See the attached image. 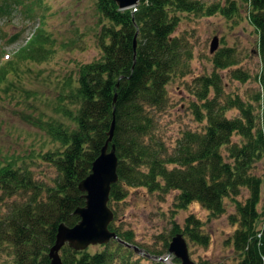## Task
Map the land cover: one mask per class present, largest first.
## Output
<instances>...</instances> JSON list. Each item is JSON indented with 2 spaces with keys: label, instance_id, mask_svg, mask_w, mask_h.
<instances>
[{
  "label": "trees",
  "instance_id": "trees-1",
  "mask_svg": "<svg viewBox=\"0 0 264 264\" xmlns=\"http://www.w3.org/2000/svg\"><path fill=\"white\" fill-rule=\"evenodd\" d=\"M242 1L249 9L250 25L258 34L256 53L263 64L259 75L263 96H257L262 111L260 124L255 121L252 107L240 98L220 104L224 90L219 71L239 64L236 52L222 49L214 55L212 75L202 76L196 83L195 95L200 104L193 105L194 114L199 122L207 119L205 132L186 131L170 150L154 131L156 113L168 106L167 86L174 76L191 73V44L183 35H175L182 21L180 14L211 17L221 13L231 20L239 14V6L235 1L225 6H206L201 0H141L137 9L121 10L115 0H96L97 10L109 22L99 34L101 57L82 65L75 85L64 86L57 97L64 107L61 112L77 127L70 132L61 124L47 128L48 134L65 147L42 156L60 174L55 185L44 187L29 170L15 168L13 162L0 163V248L10 247L14 264H51L49 251L60 224L73 227L80 221L75 211L84 207L86 200L79 183L90 175L108 142L114 120L109 149L116 145L119 182L112 185L110 208L113 202L127 199L131 189L142 188L152 194L174 191L178 193L176 210H187L198 203L210 219H217L226 213L224 199L231 198L236 214L229 219L237 229L229 243L238 261L219 264H264V224L257 230L264 179L251 173L254 162L264 155V0ZM20 2L2 0L0 17L11 13L14 5L18 8ZM52 47L53 40L45 29L36 30L22 49L0 62V86L10 72L20 75L22 63H41L50 58ZM232 75L242 82L250 79L240 70ZM67 105L76 107L75 111ZM232 108L239 109L242 117L228 118L226 113ZM234 134L245 139L242 145L232 143ZM223 148L228 150L232 163L225 161ZM244 188L249 194L243 203L237 197ZM110 229L123 242L137 246L132 230L117 227L115 221ZM179 233L199 245L210 244L202 220L194 215L186 219L183 230L173 225L172 238ZM113 242L114 248L103 246L102 252L95 253L66 245L60 255L65 264H112L119 254L132 252L118 240ZM169 245L167 242L164 252L147 251L163 257ZM121 255L125 257L121 264H140L131 260V253ZM155 264L165 263L160 260ZM174 264L182 263L176 258Z\"/></svg>",
  "mask_w": 264,
  "mask_h": 264
},
{
  "label": "rangeland",
  "instance_id": "rangeland-1",
  "mask_svg": "<svg viewBox=\"0 0 264 264\" xmlns=\"http://www.w3.org/2000/svg\"><path fill=\"white\" fill-rule=\"evenodd\" d=\"M201 1L206 6H225L235 1L240 10L231 20L221 13L211 17L180 14L182 21L175 35H183L191 44V73L174 76L167 86L168 106L164 111L156 113L154 131L170 150L177 146L186 131L205 132L207 119L199 122L194 114L193 105L200 104L195 95L196 83L198 78L212 75L215 70L214 55L222 49L236 52L239 64L219 71L224 90L220 104L240 98L246 106L252 107L258 126L261 120V102L257 96H263L259 82L263 64L256 53L258 34L250 25L247 5L242 0ZM19 4L18 8L17 4L12 7L11 13L0 17V62L22 49L40 28L45 29L52 38L53 52L44 62L22 63L20 75L16 77L10 72L5 76V83L0 86V163L5 165L13 162L15 168L29 170L34 180L44 187H53L60 174L53 164L43 161L42 156L49 152L58 153L65 147L48 134L47 128L50 124H61L63 129L70 132L77 127L70 117H65L61 112L64 107L59 104L57 97L64 86L66 89L69 85H75L82 65L100 59L99 34L103 26H109V22L97 10L96 0H21ZM216 37L219 49L213 54L211 46ZM234 70L248 74L250 79L246 82L234 79ZM213 94L210 98H213ZM67 107L72 111L76 108L70 105ZM226 116L234 119L242 117V114L239 109L232 108ZM244 141L240 135L234 134L232 137V143L242 145ZM222 154L225 161L232 163L226 148L222 149ZM251 173L264 179V155L254 162ZM248 194L244 188L237 200L244 203ZM177 195L174 191L169 194H152L142 188L131 189L127 199L111 204L116 226L132 230L137 247L142 251L137 253L131 249L132 252L121 254L131 253V260L140 264H155L160 261L159 258L165 264H174L176 258L169 254V249L163 257L153 256L148 251L164 252L166 243L172 241L173 225L176 223L183 230L186 219L194 215L202 220L203 233L209 236L210 244L199 245L184 235L193 261L197 264L236 263L238 256L229 243L237 229V225L229 219L236 214L231 198L224 199L226 213L220 218L210 219L209 213L198 203L192 204L187 210H176ZM263 207L262 187L258 231L264 224ZM108 245L111 249L116 246L113 241ZM89 249L95 253L102 252L104 247L92 246ZM121 254L112 264L122 263L125 257ZM0 264H14L10 247L0 248Z\"/></svg>",
  "mask_w": 264,
  "mask_h": 264
},
{
  "label": "water",
  "instance_id": "water-1",
  "mask_svg": "<svg viewBox=\"0 0 264 264\" xmlns=\"http://www.w3.org/2000/svg\"><path fill=\"white\" fill-rule=\"evenodd\" d=\"M121 10L135 8L141 0H115ZM137 43L134 41V48ZM219 49V40L216 37L211 46V53ZM115 132V120L112 122L109 139L101 150L100 155L94 161L90 175L79 183V190L85 195L86 205L75 211L80 221L73 227L60 224L55 244L49 251L51 264H65L60 252L64 246H69L76 251H86L91 246L107 245L113 240H118L127 248L135 252H142L137 246L123 242L117 232L110 229L115 221V213L110 208L112 185L119 182L116 145L109 149V143L113 141ZM169 254L174 255L182 264H197L190 256L187 241L183 234L179 233L172 238L169 245ZM162 260V258H159Z\"/></svg>",
  "mask_w": 264,
  "mask_h": 264
}]
</instances>
